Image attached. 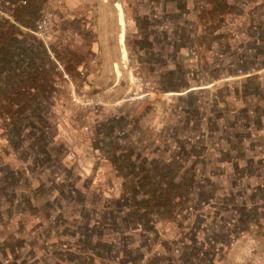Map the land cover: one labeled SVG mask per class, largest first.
I'll return each instance as SVG.
<instances>
[{"label": "rangeland", "instance_id": "rangeland-1", "mask_svg": "<svg viewBox=\"0 0 264 264\" xmlns=\"http://www.w3.org/2000/svg\"><path fill=\"white\" fill-rule=\"evenodd\" d=\"M48 1L0 0V50L41 57ZM108 2L116 79L22 88L0 54V264H264V0Z\"/></svg>", "mask_w": 264, "mask_h": 264}, {"label": "crops", "instance_id": "crops-1", "mask_svg": "<svg viewBox=\"0 0 264 264\" xmlns=\"http://www.w3.org/2000/svg\"><path fill=\"white\" fill-rule=\"evenodd\" d=\"M117 3L110 4L108 0L48 1V9L55 13L50 48L55 54V59L51 60L57 71L54 70L56 77L59 74L58 78L62 79L63 76L62 72L58 73L57 61L78 81L82 90L98 86L97 81L101 79L117 78L115 67L124 62L125 48V43H121L122 26ZM116 26H120L121 30L113 35ZM70 32H76V38L64 42L62 35ZM111 40H117L118 55L114 59L108 54ZM110 74L113 76L110 77ZM84 80L89 81L92 86L87 85Z\"/></svg>", "mask_w": 264, "mask_h": 264}, {"label": "trees", "instance_id": "trees-1", "mask_svg": "<svg viewBox=\"0 0 264 264\" xmlns=\"http://www.w3.org/2000/svg\"><path fill=\"white\" fill-rule=\"evenodd\" d=\"M22 1H26V0H22ZM11 15L13 16V18H15L16 21H18L19 17L17 14L14 13ZM0 23H1L0 26L2 27V30L0 31L1 38H3V39L7 38L6 24L12 23V20L9 18L8 19L3 18L0 21ZM11 28H12L11 33H13V34L18 33L19 26L16 25V23H12ZM16 41H17V43L15 45H13V47L5 46L3 44L4 48L2 50H0V54L2 56L1 61L3 60L1 63H3V66H4V68H2V69L4 71H8V72L13 71L12 74L8 75L5 78L6 83H9V82H10V84H11V82H13V84L17 83L20 87L24 88L28 84V82L30 81L29 80L30 77H32L33 81H34V79H37L39 77L37 72L43 70V67L46 66V63L49 65L47 72L50 74L52 72H54L55 68H54L53 63H52L53 61L51 60V57L49 56L48 51H47V49H46V47L42 41L39 40L38 42H36V41L33 42L34 45H37L42 49V53L39 51L41 53V55H39V56H41V57L35 56L34 58L32 57L31 59L27 58V60L24 57V54L27 51H25L23 49V47H20V43H21V45L23 44L22 39L17 38ZM36 48H38V47L33 48V46H32L26 50H28V52L31 53L30 55H33L36 53L35 52ZM18 50L20 51V53L18 52ZM17 72L18 73L20 72V73L17 74ZM47 79L48 78L44 79V81H46ZM17 96H19V93L17 94ZM37 109H40V108L38 107ZM37 112H40V111L38 110Z\"/></svg>", "mask_w": 264, "mask_h": 264}, {"label": "built area", "instance_id": "built-area-1", "mask_svg": "<svg viewBox=\"0 0 264 264\" xmlns=\"http://www.w3.org/2000/svg\"><path fill=\"white\" fill-rule=\"evenodd\" d=\"M13 17V16H12ZM54 21H55V13L51 9H43L40 12L39 19L35 25L33 33L37 36V38L43 42L45 45L49 56L52 59H55V54L50 48V43L53 37V29H54ZM77 36L76 32H70L62 35V39L64 42H70L75 39ZM97 61V60H96ZM57 70L62 71V75L64 78L70 80L72 76L69 72H67L61 63L56 61ZM73 99L76 100L82 107L88 108L92 106H98L104 104L103 99L98 97L89 96L86 92H76V87L71 88ZM86 128H88L86 126ZM74 156V153H71Z\"/></svg>", "mask_w": 264, "mask_h": 264}, {"label": "bare ground", "instance_id": "bare-ground-1", "mask_svg": "<svg viewBox=\"0 0 264 264\" xmlns=\"http://www.w3.org/2000/svg\"><path fill=\"white\" fill-rule=\"evenodd\" d=\"M117 7L119 9V12H120V25L122 26V33H121V43L123 44L124 43V40H125V35H124V29H125V20H124V12H123V8L121 6L120 3H117ZM124 51V57H126L127 55V51L126 49L124 48L123 49Z\"/></svg>", "mask_w": 264, "mask_h": 264}]
</instances>
